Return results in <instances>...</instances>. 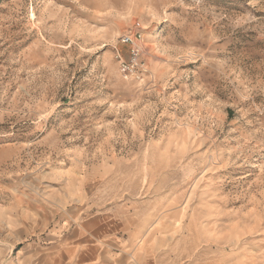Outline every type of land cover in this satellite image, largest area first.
<instances>
[{
  "label": "rangeland",
  "instance_id": "374dc122",
  "mask_svg": "<svg viewBox=\"0 0 264 264\" xmlns=\"http://www.w3.org/2000/svg\"><path fill=\"white\" fill-rule=\"evenodd\" d=\"M0 264H264V0H0Z\"/></svg>",
  "mask_w": 264,
  "mask_h": 264
},
{
  "label": "built area",
  "instance_id": "2783aa9c",
  "mask_svg": "<svg viewBox=\"0 0 264 264\" xmlns=\"http://www.w3.org/2000/svg\"><path fill=\"white\" fill-rule=\"evenodd\" d=\"M143 35L140 31V25L137 23L135 28L126 34H124L120 43L128 47V56L122 58L118 53L116 60L118 61L119 70L124 75L136 74L142 69L140 57L143 52L142 41Z\"/></svg>",
  "mask_w": 264,
  "mask_h": 264
}]
</instances>
